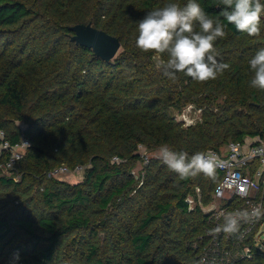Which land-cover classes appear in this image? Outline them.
Listing matches in <instances>:
<instances>
[{
  "label": "trees",
  "instance_id": "16d2710c",
  "mask_svg": "<svg viewBox=\"0 0 264 264\" xmlns=\"http://www.w3.org/2000/svg\"><path fill=\"white\" fill-rule=\"evenodd\" d=\"M168 2L188 0H0V131L11 147L28 142L11 168L0 151V264L15 253V264H201L209 251L222 264H264L254 245L264 217L240 242V231L228 243L209 235L221 222L205 210L219 170L181 179L140 152L264 143V90L250 86L249 65L264 48V16L254 37L220 17L227 34L215 48L229 68L205 82L173 80L135 46L138 21ZM197 2L214 19L223 8ZM88 23L119 40L111 62L70 41L68 29ZM186 107L200 112L189 126L174 116ZM61 166L83 168L81 182L51 174ZM261 197L264 206V185ZM246 246L251 256L238 257Z\"/></svg>",
  "mask_w": 264,
  "mask_h": 264
},
{
  "label": "clouds",
  "instance_id": "9594fccd",
  "mask_svg": "<svg viewBox=\"0 0 264 264\" xmlns=\"http://www.w3.org/2000/svg\"><path fill=\"white\" fill-rule=\"evenodd\" d=\"M220 4L223 8L219 17L214 19L197 0H188L183 6L177 2L165 3L138 21L135 46L146 53L154 52L152 58L156 69L169 79L174 80L177 73H183L197 82L214 80L229 68L227 63L218 61L220 54L215 48V42L227 34V25L220 17L234 25L237 31L254 37L261 33V18L264 16L262 0H220ZM249 65L253 73L250 86L264 90V48L255 53ZM3 135L0 131V137ZM159 154L163 163L181 179L201 173L213 178L218 163L211 152H196L189 156L187 152L173 151L167 145L160 147ZM261 217H264V206L224 213L222 223L210 229L209 235L236 234L242 222H254ZM19 259V253H15L13 264Z\"/></svg>",
  "mask_w": 264,
  "mask_h": 264
},
{
  "label": "built area",
  "instance_id": "2783aa9c",
  "mask_svg": "<svg viewBox=\"0 0 264 264\" xmlns=\"http://www.w3.org/2000/svg\"><path fill=\"white\" fill-rule=\"evenodd\" d=\"M0 141V151L10 154L5 167L11 168L13 163L21 158L22 152L28 142L23 140L20 145L11 147L9 143L4 140V135L0 137ZM205 152H211L215 155L218 161L216 170H219L222 174L220 180L213 189L212 202L205 209L212 213L216 221L221 219V224L222 214L227 212L245 208L250 209L253 206H263L262 197L258 199L259 188L264 185L263 142H252L247 140L243 144L230 143L220 153L211 150ZM142 154L144 155V159H146L145 154L143 152ZM113 161H117V158H114ZM68 172L66 167L61 166L52 170L51 174L54 176L66 175ZM198 191L199 190L196 189V192ZM185 201L189 205V208L194 204L191 197L186 198ZM234 201H238L240 204L237 206H235V204L230 206ZM216 202L218 206L217 204L214 205ZM222 203L224 204L223 206H221ZM259 220L250 223H241L240 235L237 238L239 242L248 236ZM224 234L225 233L221 234L220 240L222 243H228L230 235ZM212 242H216L214 237ZM254 245L257 246L256 244ZM224 254L226 256L228 255L227 252H224ZM237 255L240 258H249L251 256V248L246 246ZM228 259L227 257L225 261H228ZM222 262L223 258L219 259L213 251H209L207 255H203L200 259L201 264H222Z\"/></svg>",
  "mask_w": 264,
  "mask_h": 264
},
{
  "label": "water",
  "instance_id": "95a60500",
  "mask_svg": "<svg viewBox=\"0 0 264 264\" xmlns=\"http://www.w3.org/2000/svg\"><path fill=\"white\" fill-rule=\"evenodd\" d=\"M68 30L72 33L71 42L90 49L102 62H111L120 49V42L116 37L93 27L90 23L76 24Z\"/></svg>",
  "mask_w": 264,
  "mask_h": 264
},
{
  "label": "rangeland",
  "instance_id": "374dc122",
  "mask_svg": "<svg viewBox=\"0 0 264 264\" xmlns=\"http://www.w3.org/2000/svg\"><path fill=\"white\" fill-rule=\"evenodd\" d=\"M171 113L173 114L174 112ZM174 116L176 120L183 122L184 126H189L195 123V121L199 119L200 112L193 111L191 107H186L184 110H182L180 114L176 115L174 113ZM140 152L141 153L144 152L148 157H160L159 150L149 151V150H143L141 148ZM141 169L142 167L139 164H137L135 168L132 170V173L136 176L140 175L141 174L140 172L142 171ZM83 174H84L83 168H79L77 170H70L68 174L60 175L59 180L66 182L68 184H76L78 182H81V180L83 179ZM216 204L218 206L217 202L214 203V205ZM255 240L259 250H261L264 253V221L256 231Z\"/></svg>",
  "mask_w": 264,
  "mask_h": 264
}]
</instances>
